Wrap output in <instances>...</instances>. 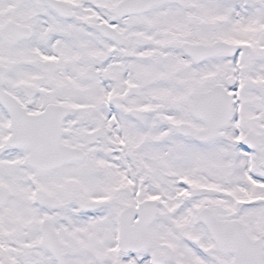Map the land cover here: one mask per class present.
Here are the masks:
<instances>
[{"label": "snow or ice", "instance_id": "obj_1", "mask_svg": "<svg viewBox=\"0 0 264 264\" xmlns=\"http://www.w3.org/2000/svg\"><path fill=\"white\" fill-rule=\"evenodd\" d=\"M0 264H264V0H0Z\"/></svg>", "mask_w": 264, "mask_h": 264}]
</instances>
